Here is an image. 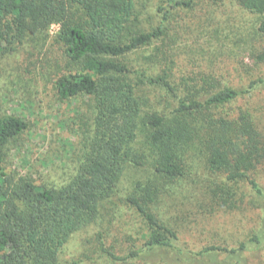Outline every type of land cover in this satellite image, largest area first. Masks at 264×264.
<instances>
[{
	"label": "trees",
	"instance_id": "trees-1",
	"mask_svg": "<svg viewBox=\"0 0 264 264\" xmlns=\"http://www.w3.org/2000/svg\"><path fill=\"white\" fill-rule=\"evenodd\" d=\"M196 1L160 3L159 24L145 31L138 25L136 0H0V56L31 33L58 25L63 56L77 68L56 81L58 95L63 100L92 97L95 110L94 130L77 174L65 186L50 188L4 171L5 147L27 124L17 116H3L0 108V264H60L64 246L98 220L100 207L115 196L129 165L148 162L163 178L181 180L188 176L189 145L200 149L209 177L199 189L206 199L218 206L229 203L243 183L259 198L254 203L264 199L257 176L264 167V137L248 111H227L264 79L249 81L244 89L239 66L227 73L231 80L226 83L206 71L186 69L177 76L188 65L174 45H155L163 40L172 12L192 10ZM205 1L228 2L258 16L257 31L264 36V0ZM139 135L146 148H136ZM138 188L141 196L126 201L145 221V243L126 255L104 247L103 254L121 263L170 264L163 259L167 253L182 252L177 231L150 209L151 188L141 183ZM216 251L227 252L210 246L197 254Z\"/></svg>",
	"mask_w": 264,
	"mask_h": 264
},
{
	"label": "rangeland",
	"instance_id": "rangeland-1",
	"mask_svg": "<svg viewBox=\"0 0 264 264\" xmlns=\"http://www.w3.org/2000/svg\"><path fill=\"white\" fill-rule=\"evenodd\" d=\"M168 0H136L141 13L140 29L152 31L159 24L156 6ZM234 4H212L197 0L192 10H174L160 45H174L186 69L212 72L224 83L235 66L244 89L249 81L264 79V36L257 31L259 17L241 11ZM81 15V12H80ZM59 26L44 33H31L15 50L0 56V108L3 116H17L27 128L11 140L4 151V171L13 178L30 179L37 186L61 188L79 170L86 145L94 130V100L80 95L63 100L56 81L77 70L63 56L57 42ZM259 82V81H258ZM231 113L248 111L264 137V83L232 105ZM139 135L136 148H146ZM188 176L170 181L160 176L150 163L129 165L114 197L100 208L98 220L74 234L60 253V264H144L141 261L115 262L102 248L126 255L145 243L147 226L138 212L127 204L131 195L141 196L138 184L151 188L154 202L148 205L179 236L183 252L167 253L170 264H264V199H255L243 183L235 187L229 203L218 206L200 191L209 178L195 145L186 147ZM143 153L148 150L143 149ZM258 181L264 190V167ZM244 250H240L241 245ZM226 251L199 256L205 247ZM236 253H231L236 251Z\"/></svg>",
	"mask_w": 264,
	"mask_h": 264
}]
</instances>
